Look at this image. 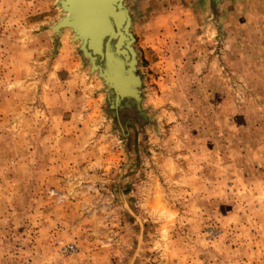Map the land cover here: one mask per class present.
Masks as SVG:
<instances>
[{
    "label": "rangeland",
    "instance_id": "rangeland-1",
    "mask_svg": "<svg viewBox=\"0 0 264 264\" xmlns=\"http://www.w3.org/2000/svg\"><path fill=\"white\" fill-rule=\"evenodd\" d=\"M158 1L129 140L57 0H0V264H264V0Z\"/></svg>",
    "mask_w": 264,
    "mask_h": 264
},
{
    "label": "water",
    "instance_id": "water-1",
    "mask_svg": "<svg viewBox=\"0 0 264 264\" xmlns=\"http://www.w3.org/2000/svg\"><path fill=\"white\" fill-rule=\"evenodd\" d=\"M144 0H57L61 15L47 29L55 38L70 32L71 41L105 86V100L115 126L123 137L130 135L120 121V113L129 111L136 119L145 118L142 103V78L132 33L133 20L129 3ZM210 24L218 27L221 7L226 0H205ZM67 13V15H65Z\"/></svg>",
    "mask_w": 264,
    "mask_h": 264
},
{
    "label": "crops",
    "instance_id": "crops-1",
    "mask_svg": "<svg viewBox=\"0 0 264 264\" xmlns=\"http://www.w3.org/2000/svg\"><path fill=\"white\" fill-rule=\"evenodd\" d=\"M160 1H162V0H160ZM163 1H165V0H163ZM179 1L180 0H169V2H177V3H179ZM192 1H195V2L202 1V2H204L205 6H206V10H207V4H206L205 0H192ZM228 1H231V4H232L231 6H232V8L234 10L233 14L234 15L236 14V16H237L236 18H237L238 24H239L238 28H240L241 30H242V28L245 29L246 28L245 26L247 25L246 24L247 22H245L244 19L246 18V16H247L246 14L247 13L251 14L250 12L247 11V9H248V7H247L248 4L247 3L250 2V0H226L224 2L223 6L226 5L228 3ZM158 3H159L158 0H144L140 4H136V5L134 4L135 7H137V10H138V13H137L138 17L140 18V16H142L144 14L143 13L144 10H149L150 12H153L159 6ZM177 5L179 7V4H177ZM178 7H177L176 11L179 10ZM222 7H221V10H222ZM259 9L260 10H256L254 14L252 13V15H254V17H256L255 19H257V26L258 27H256V29L258 30V33H259V41H258V43L259 44L263 43V45H264V8L259 7ZM129 10H130V13H131V16H132L133 26H134L135 25V21H136V16H135L134 12L131 10L130 6H129ZM149 11L146 12V16H145V18H147L146 20L148 21L147 22L148 23V28L146 30L154 32L155 28H153V26H151V25H153L151 23V21H154V19L151 18V17H149V19H148V16H147ZM220 13H221V11H220ZM207 14H208V12H207ZM3 182H4V180L2 179V183ZM2 203L4 204V194L0 192V205L1 206L3 205Z\"/></svg>",
    "mask_w": 264,
    "mask_h": 264
},
{
    "label": "bare ground",
    "instance_id": "bare-ground-1",
    "mask_svg": "<svg viewBox=\"0 0 264 264\" xmlns=\"http://www.w3.org/2000/svg\"><path fill=\"white\" fill-rule=\"evenodd\" d=\"M62 15H63V13H62ZM65 15H67V13H66ZM58 20H59V19H58ZM92 74H95V73H92Z\"/></svg>",
    "mask_w": 264,
    "mask_h": 264
},
{
    "label": "built area",
    "instance_id": "built-area-1",
    "mask_svg": "<svg viewBox=\"0 0 264 264\" xmlns=\"http://www.w3.org/2000/svg\"><path fill=\"white\" fill-rule=\"evenodd\" d=\"M263 210H264V205H263Z\"/></svg>",
    "mask_w": 264,
    "mask_h": 264
}]
</instances>
